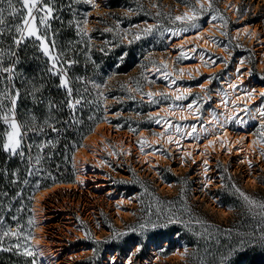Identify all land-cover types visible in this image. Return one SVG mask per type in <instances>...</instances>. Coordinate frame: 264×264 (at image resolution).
<instances>
[{"label":"rangeland","instance_id":"374dc122","mask_svg":"<svg viewBox=\"0 0 264 264\" xmlns=\"http://www.w3.org/2000/svg\"><path fill=\"white\" fill-rule=\"evenodd\" d=\"M99 1V6L96 2L92 6L83 0H55L58 19L51 21V30L52 22L57 21L58 29L54 31L58 37L55 38L59 46L57 51L63 49L69 58L74 59L75 44L83 42L88 44L91 56L111 62L99 64L97 69H87L76 76L101 85L91 99L92 105L102 107L97 122L114 123L110 130L117 128L119 135L108 136L107 144L99 147L100 160L89 161L88 180L83 185L73 184L77 174L73 153L74 180L40 199L45 218L39 225L45 224L46 236L58 253L55 257L57 264H128L129 257L132 264H179L186 261L187 255L182 253L188 249L179 238L173 244L151 243L147 255L139 256L136 251L142 248L141 237H146L140 234L144 232L140 225L149 221L138 222L149 201L167 204L179 200L180 197H174L180 196L183 189L184 201L193 205V209L201 207L220 221L226 219L237 224L240 213L244 212L246 218L251 217L246 214L245 207L238 209L222 205L213 189L229 182L250 196L264 200V144L257 142L250 156H246L242 151H236L241 146L227 144L230 140H219L207 144L205 153H201L194 145L183 148L174 136L178 133L176 125L180 127L179 133L188 134L195 124L193 135H201L217 121L229 116L233 120L235 136L240 133L238 125L246 124L257 138L261 123L254 116L264 110V96H261L264 92V0H213V9L196 21L197 27L181 34L208 26L207 20L213 15L223 16L224 20H212L216 24L208 26L207 38L192 36L181 43H176L174 37L165 36V29L175 30L179 23L173 25L165 16L156 17L155 13L179 15L188 9L183 0ZM153 3L160 7H152ZM85 18L87 23L81 26L87 30V35H77L76 24L69 25L68 21H83ZM146 24L160 27L148 36L134 39L139 31L136 26L143 28ZM243 24L256 31L241 30ZM106 28L112 31L105 32ZM69 41L72 42L71 50ZM139 48H144L142 53ZM181 53L187 58L177 59ZM161 62L166 63V70L171 74L167 81L151 70V67H161ZM173 79L176 83L170 86ZM137 82L140 91H136ZM77 84L81 86V83ZM90 85L88 83L87 87ZM243 87L253 92L251 99L235 98L234 92ZM185 90L190 92L187 99L174 102L171 97L186 94ZM149 91L166 93L169 98L157 96L153 99L158 103H151L146 95ZM98 92H103L104 97H98ZM193 100L197 103L190 111L187 105ZM174 103L180 107L170 109ZM145 108L149 109L145 111ZM154 109L155 113L151 111ZM213 112L216 113L215 119ZM62 118V121L69 119L67 108ZM157 119H160L161 128L156 125ZM166 121H170L171 126ZM139 123L146 125L140 128ZM57 127L61 131L52 133L55 147L69 126L59 123ZM144 128L147 140L143 141V147L151 151L148 155L139 151L141 140L135 135ZM112 133L117 132L113 130ZM125 133L131 136H123ZM169 136L172 143L168 142ZM237 140L242 142L244 139ZM83 142L84 139L81 145ZM130 186L140 189L131 192L123 189ZM35 194L31 208L33 220ZM37 225L34 220L29 231L32 236ZM116 233L122 235L116 236ZM124 234L128 235L127 239ZM28 243L34 247L33 239ZM110 244H116L118 250L110 248ZM167 247L170 252L162 253L161 250Z\"/></svg>","mask_w":264,"mask_h":264},{"label":"snow or ice","instance_id":"6c2138e0","mask_svg":"<svg viewBox=\"0 0 264 264\" xmlns=\"http://www.w3.org/2000/svg\"><path fill=\"white\" fill-rule=\"evenodd\" d=\"M79 2V0H77ZM84 3L95 6V0H83ZM183 2L188 5V10L182 12L179 15H172L171 13H163L162 11H157L155 13L156 17L165 16L173 25L179 23V27L175 30L165 29V31H172L173 35H179L181 33L188 32L191 28H196V21L204 14L213 9V0H183ZM152 7L159 8L157 3H153ZM57 11L55 0H0V122L6 126V130L0 131V150L7 153L10 157L19 156L22 160H26L28 164L27 175L32 176L35 174L34 165L32 163L33 157L31 151L33 148L38 149L37 155L35 156V164L39 165L44 157L40 154L45 148L51 146L55 147L52 140L36 142H26L25 137L29 134L35 135H46L48 131L52 133L59 134L61 129L57 127V123H63L66 126H72L82 123V120L78 116L79 110L88 104L93 103V101L87 99L90 94V90L87 87L88 83L92 84L93 89L99 90L101 85L95 83L94 81H88L85 77L76 76L74 79L68 75V70L71 66L75 65L77 61L75 59L69 58L67 52L59 48L58 43L55 39L56 33L51 30V21L58 19L55 15ZM75 15V14H74ZM87 16V14H86ZM224 20L223 16H211V20L216 19ZM69 25L73 23L77 27V35L84 34L87 35V30L81 26V24L87 23V18L83 21L80 20H69ZM226 24L227 21H224ZM139 31L134 36V39L139 40L141 36H148L152 34L155 28L160 27V25L146 24L143 28L136 26ZM105 32H111V28L104 29ZM162 34V33H161ZM7 38L10 41L7 49L4 47V41ZM31 39L33 47L47 58V62L43 69L40 77V81L31 82L25 80L24 83L28 84L29 87L25 89V92H21V88L16 86L17 79V66L21 62L20 49L21 47ZM131 43V41H129ZM105 43H108L107 41ZM72 42L69 41V49L71 50ZM180 47H183L182 45ZM101 51H104L101 48ZM7 57V66H5V58ZM187 58L184 53L177 59ZM243 63V61H241ZM163 69V71H162ZM166 63L161 62V67H156L153 69L154 72L159 73L164 80H169L171 75L167 72ZM180 71H183L181 69ZM239 71V69H237ZM48 77H58L59 83L56 85L57 88L62 89L65 93V97L62 101L56 102L52 99H47L43 97V91L46 84L43 82L44 74ZM147 80V77H145ZM154 82V81H152ZM76 83L83 84V87H76ZM176 81L173 79L170 82L175 84ZM203 87V85H201ZM230 87L235 88L236 85H230ZM139 82H137L136 91H140ZM131 91V90H130ZM186 94L174 95L171 97L173 101H182L187 99V95L190 94L189 90H185ZM26 95L31 99V101L39 106L43 104L45 106V114L43 118L38 116L35 112H26L23 119L18 117L17 105L21 98ZM149 101L151 103H158L154 97L161 96L164 98H169L168 94L163 92H152L146 93ZM253 92H248L247 96L251 99ZM264 96V92L261 93ZM98 97H104L103 92H98ZM135 99V97H132ZM197 102L193 100L187 105L188 110H192L193 106ZM67 108L69 110V119L66 121H58L57 113L63 109ZM180 107V105L169 106ZM213 118H216V113H212ZM259 116L264 118V110H259ZM90 120L94 117L90 116ZM181 119H186V117L181 116ZM244 123V121H239ZM156 123H160V119L156 120ZM166 123L171 126L170 121ZM192 132L188 135H193L196 130V125L193 124ZM66 130V129H65ZM177 132L180 131L178 125L175 126ZM157 135L163 136L164 133H158ZM168 142L172 143V137L169 136ZM257 142L264 144V123L261 124L260 128L257 130V139L253 141V144ZM213 141H209L212 144ZM141 150H143V141L140 142ZM27 149V151H26ZM262 154H264V149H262ZM186 155H191V153H186ZM208 161H204V165L207 166ZM38 171V170H37ZM207 171V168H205ZM19 170L11 173L13 179L10 183H17L19 180L18 176ZM9 172L6 168H0V176H8ZM230 179V178H229ZM24 184H28L29 180L24 179ZM40 185L37 182L36 187ZM207 185H205L206 187ZM235 193L243 201V206L245 207L246 214L251 216L255 221L251 232L237 233V239L234 244L229 245L226 254H221L219 264H240L239 260L236 259L238 254H245L248 247L251 245L258 244L262 249H264V200H258L253 196H250L246 192L242 191L235 184L232 185ZM147 191V189H145ZM21 193L16 192L15 196L9 197L7 191L0 190V251L15 253L16 255L24 256L30 258L26 264H39L38 256H43V252L29 244L28 242L33 239L30 232H25L23 226L19 223V217L17 215H12L11 220L16 223V226H12L6 223L5 213L12 210V203L9 202L5 205V199L10 201L16 200L20 197ZM180 199L184 200L183 189H181ZM172 204L173 202H168ZM259 210V211H257ZM22 208H17L16 212H21ZM151 211L149 215H151ZM187 214L189 219L186 221L182 218L183 215ZM28 225H33L34 220L29 219ZM195 223L201 226L203 231L196 232L191 225ZM173 225H183L189 231H193L195 235L202 238H208L218 240L214 237L213 233L209 232V225L199 218L195 217L192 210L188 206H182L176 211L169 209L167 212L157 209L156 220L149 221L147 223L141 224L140 228L145 229L151 227L152 229H163ZM130 231H135V229H130ZM224 233L229 237L232 235L231 230H224ZM116 236L122 235L121 233H116ZM15 238V243H8L5 246V240H11ZM136 251H140L139 248ZM135 253H133L134 255ZM188 249L185 248L182 255H188ZM128 264H132L131 257H129Z\"/></svg>","mask_w":264,"mask_h":264},{"label":"trees","instance_id":"16d2710c","mask_svg":"<svg viewBox=\"0 0 264 264\" xmlns=\"http://www.w3.org/2000/svg\"><path fill=\"white\" fill-rule=\"evenodd\" d=\"M52 31L58 29V22H52ZM55 38H58L55 35ZM10 41L5 38L4 47L7 49ZM137 44V43H136ZM132 46V45H131ZM88 44L83 42H77L75 44L74 59L77 61L75 65L70 68L71 76L76 77V74H80L84 70H95L99 64H110L111 62H104L100 60L97 56H91L88 51ZM140 53L143 52L144 48H139ZM21 62L17 66V79L16 86L21 88V92H25V89L29 87L24 81L28 80L31 82L40 81L41 74L47 62V58L43 56L36 48L33 47L31 39L26 41V43L20 49ZM5 66H7V57L5 58ZM95 78H92L94 80ZM43 82L46 87L43 91V97L47 99H52L56 102H60L64 99L65 93L62 89L56 87L59 83L58 77H48L46 73L44 74ZM76 87H82L76 83ZM89 88V87H88ZM90 94L87 99H94V95L97 93L96 89L92 88L90 85ZM149 108H145V111ZM57 115V120L62 121L63 116L66 112V107L61 109ZM45 106L43 104L37 106L35 105L29 97L24 95L17 105L18 117L20 119L24 118L26 112H35L38 116L43 118L45 114ZM82 123L69 126L65 130L64 137L59 145L55 148H45L46 152L40 153L44 159L39 165L35 164V156L37 155L38 149L33 148L31 155L33 157V165L35 174L32 176L27 175L28 164L26 160H22L19 156L10 157L7 153L0 150V168H6L9 172L8 176H0V190L7 191L9 197L15 196L16 192H20V197L16 198L14 201L5 199L4 203L7 205L9 202L12 203V210L5 213L6 223L12 227L16 226V223L11 220L12 215H17L19 217V223L23 226L25 232H29L32 225H28V220L32 216V203L33 196L35 192L41 188L49 187L56 182H72L74 180V167L72 156L76 148L81 145L84 137L90 133L95 126L96 122L99 120L100 114H102V107H96L92 104L83 106L77 113ZM94 117L90 120L89 117ZM59 123H57L58 125ZM146 124L139 123V127H144ZM151 124H149L150 126ZM6 130V126L0 122V131ZM54 134L48 131L46 135H35L29 134L25 137L26 142H42L47 139H54ZM27 151V149H26ZM19 170L18 176L19 180L17 183L13 184L10 181L13 179L11 173ZM38 170V171H37ZM28 179L29 183L24 184L23 180ZM37 182L39 187H36ZM126 189L127 192L139 191L138 186H130ZM215 196H218L219 202L227 206L228 208H238L243 209V201L235 193L232 188V184L228 182L223 187L213 189ZM179 195L174 197L178 198ZM190 200V199H189ZM172 204L155 203L154 200L149 201L145 209V214L140 217L138 223L143 221H155L157 209H161L167 212L169 209L176 211L182 206H188L191 208L192 213L195 217H199L206 222L209 227V232L213 233L216 243L213 239L202 238L194 234L193 231H189L183 225H173L163 229H152L151 227L145 228L144 232L140 234H145L146 237H141L142 248L139 251V256L147 255L150 249V244H163L168 242L173 244L176 239H180L185 242L188 247V255L186 261H181L179 264H219L221 254H226L229 245L234 244L235 240L238 238L237 233L251 232L256 225V221L252 217H244V212L240 213L241 217L238 218L237 224L230 220H218L214 216L210 215L207 210H203L201 207L193 209V205L186 203L184 200H173ZM200 203L201 201H192V203ZM17 208H22L21 212H16ZM245 210V209H244ZM151 211V215L149 212ZM243 216V217H242ZM184 220H188L189 216L187 214L183 215ZM143 219V220H141ZM142 221V222H141ZM191 227L196 232H201L203 229L200 225L193 223ZM224 230H231L232 235L229 237L224 233ZM124 238L127 239L128 235L124 234ZM124 239V240H125ZM12 241V242H11ZM8 243H15V238L11 240H5V246ZM110 248L117 249L116 244H110ZM162 253L168 254L170 252V247L161 250ZM30 258L16 255L15 253H9L0 251V264H26ZM236 259L239 260L240 264H264V249H262L258 244L251 245L248 247L245 254H238Z\"/></svg>","mask_w":264,"mask_h":264},{"label":"bare ground","instance_id":"6f19581e","mask_svg":"<svg viewBox=\"0 0 264 264\" xmlns=\"http://www.w3.org/2000/svg\"><path fill=\"white\" fill-rule=\"evenodd\" d=\"M95 2L99 6L100 1L95 0ZM188 10V9H187ZM186 10V11H187ZM207 23L209 24L208 26L215 25L216 23L212 21L210 18L207 20ZM208 26H200L196 30L190 33L186 34H179V35H173L172 31H166L165 36L169 38H175L176 43H181L183 41H186L187 39L191 38L192 36H201L202 38H207V33H208ZM249 29H253V32L256 31L255 28H251L250 25L248 24H243L241 27V30L247 31ZM151 70H153V67H151ZM250 92L248 88H239L237 91L234 92L235 98H239L238 100H244L248 98L247 93ZM236 98V99H237ZM152 112H156V109L151 110ZM110 113H108L109 115ZM255 119H257L258 123H264V118H261L259 116V112L256 113L254 116ZM232 123L233 120L231 117L227 116L224 119H221L216 122L215 125L211 127L209 131L203 132L201 135H188L186 133H175L174 136L179 140L183 146V148L187 149L189 145H194L198 148V150L201 153H205L206 146L209 144V141L218 142L219 140H230L228 141L227 144L229 145H238L241 146V149H236L237 152H243L246 156H250V153L252 150L255 148V144H253V141L256 140L257 138L249 131L247 128L246 124H239L238 125V130H240L239 134L235 136L234 130H232ZM115 124L112 122H107V121H100L97 122L94 131L88 133L85 138L84 142L81 146H79L76 151H75V160H76V166H77V174H76V180L73 182V184L78 185L81 184L83 185L86 181L88 180V172H89V166L90 163L89 161H96L99 159L100 160V153L99 152V147H102L105 144H107V138L108 136H117L119 135L117 128H112V132H117L113 135L111 132L110 128L114 126ZM159 128L162 127V124L156 123ZM109 129V130H108ZM160 130V129H159ZM101 132V134H99ZM111 132V133H110ZM135 135L141 140L145 141L147 140V132L146 129H140L138 132L135 133ZM123 136H131L130 134H126ZM235 136V139L232 140V137ZM238 138L244 139L242 140H237ZM123 140V139H122ZM121 143V142H120ZM214 146V145H213ZM139 151L142 152V155H148L151 153L150 150H141V145L138 146ZM71 182H56L55 184L42 188L38 190L35 194V202H34V220L38 222L37 229L35 231V234L33 236V244H34V249H37L39 251L43 252V256H39V264H57L58 261L56 262L55 257L57 256V252L55 251L56 249H53L50 244V240H48L46 236V230L44 228L43 223L39 222L43 221L45 218V213L44 210L41 208L42 205L40 203V199L45 196L46 194L53 192L54 190L60 188L61 186L65 185H70Z\"/></svg>","mask_w":264,"mask_h":264},{"label":"water","instance_id":"95a60500","mask_svg":"<svg viewBox=\"0 0 264 264\" xmlns=\"http://www.w3.org/2000/svg\"><path fill=\"white\" fill-rule=\"evenodd\" d=\"M41 189H42V188H41ZM39 190H40V189H39ZM37 191H38V190H37ZM37 191H36V192H37ZM36 192H35V193H36Z\"/></svg>","mask_w":264,"mask_h":264},{"label":"built area","instance_id":"2783aa9c","mask_svg":"<svg viewBox=\"0 0 264 264\" xmlns=\"http://www.w3.org/2000/svg\"><path fill=\"white\" fill-rule=\"evenodd\" d=\"M58 126V125H57Z\"/></svg>","mask_w":264,"mask_h":264}]
</instances>
